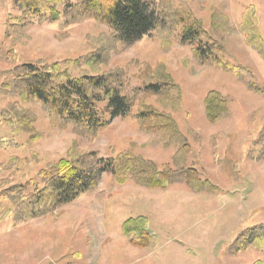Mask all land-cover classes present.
I'll return each mask as SVG.
<instances>
[{
    "label": "rangeland",
    "instance_id": "obj_1",
    "mask_svg": "<svg viewBox=\"0 0 264 264\" xmlns=\"http://www.w3.org/2000/svg\"><path fill=\"white\" fill-rule=\"evenodd\" d=\"M166 2L208 29L230 61L252 72L256 85L249 87L233 73L199 64L177 35L165 42L155 32L136 44H114L108 26L77 22L68 8L57 21L36 22L35 15L33 20L23 15L16 0H0V184L26 186L32 180L34 186L27 187L31 193L39 185L40 169L67 158L82 163L90 153L114 158L118 166L117 174L103 175L94 190L35 218H23L7 202L5 208L9 205L14 212L0 219V264H264L263 250H240L237 245L242 234L264 224V154L257 147L264 135V52L248 46L255 44L254 29L250 34L243 22L245 17L254 20L264 39V0ZM99 54L104 56L101 65L87 64ZM25 64H58L74 77L121 78L122 68L121 85L132 103L131 113L97 132L81 129L20 95L15 79L17 68ZM168 75L181 87L175 105L171 95L159 97L141 89ZM211 91L219 92L230 110L216 122L206 116L205 99ZM216 101L211 105L214 113ZM171 105V115L192 146L182 166H195L224 193H198L186 183L149 188L141 176L133 175L149 168L140 158L160 168L176 167L178 147L166 146L168 134L145 132L136 119L141 109ZM11 140L17 146L6 148ZM15 159L27 164L8 169ZM131 219L137 220L139 232L151 237L148 248L132 246L125 236Z\"/></svg>",
    "mask_w": 264,
    "mask_h": 264
},
{
    "label": "trees",
    "instance_id": "obj_2",
    "mask_svg": "<svg viewBox=\"0 0 264 264\" xmlns=\"http://www.w3.org/2000/svg\"><path fill=\"white\" fill-rule=\"evenodd\" d=\"M70 1L62 4L63 2L53 0H16V6L30 19L32 15H35L36 22L57 21L64 13L63 9L68 8L71 17L77 22L93 20L108 26L113 32L111 39L114 44H136L155 32L164 35L165 42L171 40V37L176 38L177 35L180 43L191 48L199 64L233 73L238 80L246 82L249 87L256 85L252 72L230 61L226 48L209 34L208 29L194 22L183 12L170 9L166 0ZM243 22L248 24L250 34L253 31L257 33L252 34L255 44L248 43V46L254 51L264 52V39L254 28L255 21L245 17ZM103 57L99 54L95 59L90 61L88 59L87 64H95L94 61H97L101 65ZM120 71L121 78L115 74L74 77L67 72V68L59 69L58 64H25L17 68L15 88L20 95L25 94L41 102L47 110L55 112L64 121L86 131L97 132L114 119L124 118L131 113L132 103L124 94L123 85H121L125 79V72L122 68ZM247 77H250V80ZM180 88L173 77L168 75L165 80L146 83L141 89L145 93L159 97L171 95L172 104H178L175 101L182 97ZM213 99L217 100L215 104L217 113L211 110ZM174 105L166 106L164 110L161 107L141 109L137 111L136 119L145 132L168 134L166 146L178 147L174 159L176 167L160 168L140 158V161L149 164V168H141L138 173L133 168H129L134 170L133 175L141 176V183L145 187L165 189L178 183H186L187 187L198 193L207 195L224 193L221 187L202 178L195 166H182L192 153V146L188 136L183 133L170 113ZM205 107L206 116L211 122L225 119L230 115L228 102L217 91H211L207 95ZM210 112L215 117L210 115ZM14 143L16 142L11 140L5 142V146L6 148L16 147L17 144L13 145ZM258 146L262 148L264 154V135L257 142ZM84 158L82 163L80 159L76 162L67 158L43 167L37 174L40 179L39 185L31 193L27 192V187L34 186L32 180L26 186L0 184V216H2L0 219H9L14 212L9 205L7 209L5 208L7 202L14 206L23 218H35L46 214L49 207H63L74 202L81 195L94 190L103 175H116L118 172L114 158L99 157L96 153L86 154ZM177 159H180V168L176 164ZM19 160L15 159L14 164L8 169L18 166L20 168L27 164H20ZM136 221L131 219L126 222L124 234L132 246L148 248L151 237L144 230L139 232V229L134 226ZM237 245L240 250L256 247L264 251V224L255 226L242 234L237 240Z\"/></svg>",
    "mask_w": 264,
    "mask_h": 264
}]
</instances>
